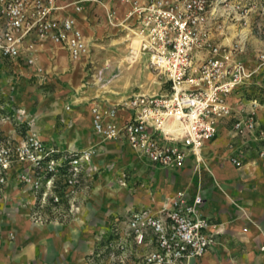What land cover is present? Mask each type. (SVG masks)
Returning <instances> with one entry per match:
<instances>
[{
	"label": "built area",
	"instance_id": "built-area-1",
	"mask_svg": "<svg viewBox=\"0 0 264 264\" xmlns=\"http://www.w3.org/2000/svg\"><path fill=\"white\" fill-rule=\"evenodd\" d=\"M118 1L160 89L113 103L92 100L94 133L124 142L165 170L183 168L190 157L200 164L204 145L223 123L235 138L264 142L258 118L264 115V49L251 46L253 39L264 43V0ZM68 8L69 0H0V59L17 62L27 55L25 64L32 65L36 42L54 43L71 59L87 57L90 40L65 14ZM90 154L62 152L31 131L17 141H1L0 203L14 180L33 195L35 224L66 218L57 209L78 211L73 197ZM229 160L242 165L236 156ZM202 205L200 195L178 193L160 209L129 211L115 219L113 242L130 241L142 252L140 264H188L215 243ZM108 246L125 249L121 243Z\"/></svg>",
	"mask_w": 264,
	"mask_h": 264
},
{
	"label": "crops",
	"instance_id": "crops-1",
	"mask_svg": "<svg viewBox=\"0 0 264 264\" xmlns=\"http://www.w3.org/2000/svg\"><path fill=\"white\" fill-rule=\"evenodd\" d=\"M122 13L126 15L123 6ZM65 14L73 18L76 16L73 8H68ZM77 26L82 28L78 23ZM124 28L128 33L123 40L129 42V50L118 64L131 65L128 62H136L142 59V55L138 52L137 41L130 34V27ZM251 46L252 49H264V43L255 39ZM62 52L68 57L65 51ZM56 53H59V57L63 56L61 52ZM26 57L23 55L17 62L0 60L19 69ZM74 82L70 79V84ZM147 82L140 85L142 91H130L120 99L133 93H155L152 87L157 84L155 78ZM9 91V86L0 82L2 95L9 94ZM91 101L87 100L81 109L69 110V106L67 112L56 109L62 114V123H57L49 113L38 112L33 117L34 133L46 145L62 152L94 150L96 154L91 160L98 163L116 161L115 171H119L127 159L158 171L150 180L155 188L154 197L145 205L130 211L160 209L167 205L166 200H159L160 196L169 199L178 193L190 197L200 195L203 199L202 211L212 223L215 243L203 257L188 264H264V142L257 145L253 139L243 141L235 138L228 124L223 123L218 127L217 137L204 145L200 164L196 165L190 157L183 168L165 170L140 159L124 142L108 141L94 133L90 115ZM258 118L259 123L263 124L264 115L261 112ZM3 130L10 134L7 140L17 141L22 136L17 135L14 128ZM260 152H263L262 156ZM233 156L240 159L241 167L237 168L230 162ZM84 172H88L87 165ZM102 184L103 176L98 181V191ZM24 202L27 206L22 205ZM32 204L33 195L28 189L11 180L0 203V264H140L139 255L142 252L134 250L130 241L122 239L118 242L124 245L123 251L110 249L108 245L118 243L112 241L104 244L103 236L98 238L94 234V231L102 228L112 232L115 219L128 212L115 215L107 223L105 216L100 215L102 213L88 207L81 210L79 215L65 219V224L51 222L36 226L29 219ZM109 250L113 251V258L107 255Z\"/></svg>",
	"mask_w": 264,
	"mask_h": 264
},
{
	"label": "rangeland",
	"instance_id": "rangeland-1",
	"mask_svg": "<svg viewBox=\"0 0 264 264\" xmlns=\"http://www.w3.org/2000/svg\"><path fill=\"white\" fill-rule=\"evenodd\" d=\"M75 2L79 11L74 10V19L91 44L87 57L71 59L54 43L36 42L30 55L34 60L32 65L20 61V68L14 69L13 65L0 60V82L10 89L6 95L0 92V142L7 140L10 135L3 128H14L17 135H25L27 131L34 133L33 117L38 112L49 113L57 123H62V114L56 109L60 108L63 112L68 111L67 106L69 110L81 109L89 99L112 103L130 91H142L140 85L143 82L148 83L147 80L152 78L156 80L143 58L131 65L118 64L129 50V42H124L123 38L128 33L124 27L131 25V21L122 13V5L118 0ZM57 51L63 56L59 57ZM70 79L75 82L70 84ZM152 87L156 92L160 89L158 84ZM88 152L91 153L86 164L88 172L86 174L83 171L78 193L73 197V204L78 207V211L70 214L67 207L61 206L57 212L64 211L66 218L56 222L65 224L68 217L79 215L81 210L91 207L102 213L100 215L105 216L108 223L115 215L141 207L154 197L155 188L150 180L158 171L128 159L119 171H115L116 161L98 163L91 160L96 151ZM102 176V188L98 191L97 184ZM174 196L169 199H164V196L158 198L166 200L168 204ZM22 205L27 206V203ZM30 213L29 219L33 225L50 224H35ZM104 229L96 230L94 234L98 238L103 236V243L109 244L114 236ZM112 253L106 254L113 258Z\"/></svg>",
	"mask_w": 264,
	"mask_h": 264
},
{
	"label": "bare ground",
	"instance_id": "bare-ground-1",
	"mask_svg": "<svg viewBox=\"0 0 264 264\" xmlns=\"http://www.w3.org/2000/svg\"><path fill=\"white\" fill-rule=\"evenodd\" d=\"M73 2H69V8H74L73 7ZM130 34H131V36H132V38L133 39H135L136 41H137V44H138V39H137V37L135 36V32H134V30H132L131 28H130ZM138 52H139V50H138ZM140 53V52H139ZM141 54V53H140ZM142 55V54H141Z\"/></svg>",
	"mask_w": 264,
	"mask_h": 264
}]
</instances>
